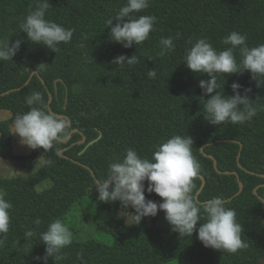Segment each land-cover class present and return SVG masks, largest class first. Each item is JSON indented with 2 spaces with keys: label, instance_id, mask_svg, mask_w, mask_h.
<instances>
[{
  "label": "trees",
  "instance_id": "1",
  "mask_svg": "<svg viewBox=\"0 0 264 264\" xmlns=\"http://www.w3.org/2000/svg\"><path fill=\"white\" fill-rule=\"evenodd\" d=\"M126 2L49 0L46 19L74 30L71 42L61 43L55 53L28 41L19 29L39 0H0V38H9L10 43L23 40L12 60L0 62V109L11 111L9 118L0 121V156L22 164L45 158L42 166L27 176L0 177V190L13 205L0 264H45L36 259L45 256V245L38 235L26 239L27 230L45 231L53 220L63 221L77 200L97 196L94 181L105 178L109 162L115 157L122 159L126 149L133 148L142 158L150 159L156 145L176 134L193 138L199 174L206 179L198 200L216 196L226 200L237 213L248 247L234 254L205 247L196 232L192 237L173 232L163 211L128 225L126 217L117 213L118 202H101L110 215L96 222L97 230L107 233L109 240L73 239L62 250L64 259L49 257L47 264H259L264 259V177L251 172L264 174V86L257 88L248 71L217 74V91L222 95H234L233 82L242 85L241 94L244 88L251 89L247 95L257 115L244 124L212 125L204 107L208 97L199 87V81L209 76L187 68L184 57L189 41L198 38L224 50L228 46L222 40L232 31L245 34L249 47L264 43V0H150V7L135 15H154V31L142 45L131 48L110 39L107 23ZM116 22L113 18V25ZM177 33L181 35L174 39V51L164 50L161 38ZM120 55H134L138 62L118 66L113 60ZM236 57L239 63L238 52ZM41 63L47 64L40 68ZM152 68L157 72L155 79L147 77ZM34 71L44 83L38 75L32 76ZM33 92L41 94L50 111L71 120L69 139L46 152L37 148L17 154L11 125L17 115L30 110L25 97ZM211 142L202 152L201 147ZM239 154L244 168L239 165ZM228 170L238 175L225 173ZM238 176L244 183L241 192ZM46 179L50 184L38 190L37 185ZM194 184L196 196L201 177L197 176ZM255 188L262 198L254 193ZM145 196L162 202L155 193L145 191ZM130 212L134 214L133 209ZM36 218L41 220L39 227L33 223ZM81 250L83 261L77 258Z\"/></svg>",
  "mask_w": 264,
  "mask_h": 264
},
{
  "label": "clouds",
  "instance_id": "2",
  "mask_svg": "<svg viewBox=\"0 0 264 264\" xmlns=\"http://www.w3.org/2000/svg\"><path fill=\"white\" fill-rule=\"evenodd\" d=\"M50 6L49 0H39L35 10H30L20 23L19 29L26 33L28 41L57 53L61 43L71 42L74 30L46 19ZM149 7L150 0H127L107 21L111 28L110 39L124 48L142 45L154 31L157 18L154 15L135 14ZM113 18L117 21L114 25ZM180 35L177 33L175 37L161 38L163 49L174 51V39L178 40ZM247 39L245 34L232 31L222 40L228 47L220 51L206 38H198L194 43L189 41L191 46L186 51L184 63L194 73L209 76L208 80L199 81V87L208 97L204 107L209 116L207 121L212 125L244 124L257 115L247 95L251 89L244 88L241 94L242 85L233 82L231 88L234 95L226 96L217 91V74H243L244 71L251 74L257 88L264 86V43L249 47ZM22 43V39L10 43L9 38H0V62L12 60ZM237 52L241 57L239 63ZM137 62L134 55H120L113 60L118 66ZM46 64L38 66L44 68ZM156 76L155 68L148 69V78L155 79ZM25 103L30 110L17 115L13 121V133L19 136L22 145L33 150L43 148L46 152L67 139V119L50 111L40 93L33 92L26 96ZM193 143L189 135H173L155 146L150 159L142 158L133 148L126 149L122 159L115 157L109 162L107 176L94 181L98 200L104 203L119 200L123 209L131 206L134 214L124 215L128 225L139 224L144 217H155L158 211H163L171 230L180 236L192 237L196 232L197 239L205 247L232 254L246 249L248 244L242 239L243 226L237 221L235 209L228 207L227 201L220 196L206 201L196 198L194 180L201 171V165L193 155ZM56 152L59 154V149ZM145 191L157 194L162 202L146 199ZM6 196L7 193L0 190V248L5 246L10 230V210L13 208ZM200 221L203 223L197 227ZM33 223L39 227L41 220L36 218ZM37 235L45 245V256L36 259H43L45 264L49 257L55 261L64 259L62 250L73 243V232L61 219L53 220L40 233L35 229L24 233L26 239ZM77 258L83 261V250L77 253Z\"/></svg>",
  "mask_w": 264,
  "mask_h": 264
},
{
  "label": "rangeland",
  "instance_id": "3",
  "mask_svg": "<svg viewBox=\"0 0 264 264\" xmlns=\"http://www.w3.org/2000/svg\"><path fill=\"white\" fill-rule=\"evenodd\" d=\"M11 116V111L8 109H0V121L7 119ZM13 134V151L17 154L29 153V147L20 143V138L14 132L13 123L11 125ZM44 156H39L35 163L22 164L17 160H9L0 156V177H14V176H27L32 172L38 170L44 163ZM50 184L48 179L37 185V189L41 190ZM119 203L118 214L124 216L129 215L131 206L128 209H123L119 200L113 201ZM110 215V210L101 205L97 196H85L75 202L72 209L68 213L63 222L73 232V239L81 240L85 238L94 237L100 240L108 241L109 235L101 233L97 230L96 222L99 219H106Z\"/></svg>",
  "mask_w": 264,
  "mask_h": 264
},
{
  "label": "water",
  "instance_id": "4",
  "mask_svg": "<svg viewBox=\"0 0 264 264\" xmlns=\"http://www.w3.org/2000/svg\"><path fill=\"white\" fill-rule=\"evenodd\" d=\"M34 74L38 75V76L40 77V79L42 80V82L44 83V80H43V78L41 77V75H40V73H39L38 71H34V72H32V76H33ZM28 83H29V80L26 81V83H25L23 86L27 85ZM11 91H12V90L6 91V92H4L3 94H7V93H9V92H11ZM49 95H50L49 102H51L52 99H53V97H52L50 91H49ZM60 116L63 117L64 115H60ZM70 123H71V120L69 119V120H68V124H70ZM74 131H76V130H74ZM68 139H69V137H68L67 139H65L64 141H67ZM97 140H98V139H95V140L90 141V142L87 144V147H89L90 145H92L93 143H95ZM80 142H81V143L85 142V138H83ZM212 143H213V142L208 143V144H204V145L201 147V151L204 152L205 147L208 146V145H210V144H212ZM60 154L63 155V151H60ZM206 155H208V156L211 157V158H214L213 155H210V154H206ZM238 161H239V165H240V167L244 168V167L241 165V163H240V154H239V156H238ZM214 166H215L216 169H218L217 161H216L215 159H214ZM218 170H219V169H218ZM219 171H220V170H219ZM246 171L251 172V171H249V170H247V169H246ZM225 173H234V174L238 175V173H237L236 171H229V170H228V171H225ZM251 173H253V174H257V175H259V176H261V177H264V174H259V173H254V172H251ZM198 176L201 177V179H202V185H201L200 189H199V190L197 191V193H196V198H197V199H198V197H199V194L201 193V191L203 190V188H204L205 185H206V179H205V177H204L203 175H201V174H198ZM238 179H239V185H240V191H239V192H241V191L243 190V188H244V183L240 180L239 176H238ZM239 192H238V193H239ZM254 193L257 194L260 198H262V197L258 194L257 188L254 189ZM259 264H264V259H262V260L260 261Z\"/></svg>",
  "mask_w": 264,
  "mask_h": 264
}]
</instances>
